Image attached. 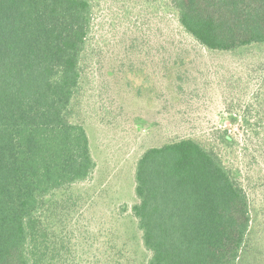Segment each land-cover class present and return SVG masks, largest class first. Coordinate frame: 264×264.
Segmentation results:
<instances>
[{"label":"trees","instance_id":"trees-1","mask_svg":"<svg viewBox=\"0 0 264 264\" xmlns=\"http://www.w3.org/2000/svg\"><path fill=\"white\" fill-rule=\"evenodd\" d=\"M101 1L0 0V264H83L67 222L79 207L72 187L97 167L85 104ZM122 14L138 31L145 15L171 17L175 35L208 52L256 57L255 71L228 68L217 87L232 109L240 81H258L243 111L254 120L244 116L245 133L264 147V0H142ZM241 145L219 128L141 154L137 201L123 211L149 253L143 264H264V207L255 201L264 182L231 160L245 149L249 166L258 164ZM100 263L135 260L112 243Z\"/></svg>","mask_w":264,"mask_h":264},{"label":"rangeland","instance_id":"rangeland-1","mask_svg":"<svg viewBox=\"0 0 264 264\" xmlns=\"http://www.w3.org/2000/svg\"><path fill=\"white\" fill-rule=\"evenodd\" d=\"M101 2L93 32L98 53L90 63L85 104L97 167L91 178L72 187L79 207L67 228L83 264H101L102 252L112 243L122 247L135 264H143L149 253L135 218L123 207L137 201L135 165L147 148L178 136L206 137L219 128L229 129L242 148L248 143L259 165L249 166V160L254 161L245 149L231 160L244 178L253 177L257 182L262 177L264 182V147L245 133L251 126L244 116L254 120L253 114L243 111L258 81H240L243 97L231 98L232 109L224 101L223 88L217 87L222 72L247 65L255 71L258 59L244 53L208 52L175 35L169 25L171 17L145 15V27L138 31L122 11L129 6L139 8L142 0ZM255 201L264 207V188H257Z\"/></svg>","mask_w":264,"mask_h":264}]
</instances>
